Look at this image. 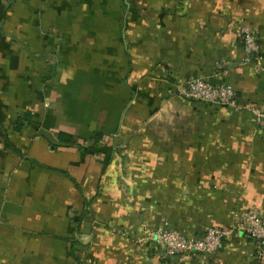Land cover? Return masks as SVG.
<instances>
[{
    "label": "crops",
    "instance_id": "obj_1",
    "mask_svg": "<svg viewBox=\"0 0 264 264\" xmlns=\"http://www.w3.org/2000/svg\"><path fill=\"white\" fill-rule=\"evenodd\" d=\"M243 28L264 56V0H0V264H255L244 235L146 239L264 218V124L174 92L203 78L264 112Z\"/></svg>",
    "mask_w": 264,
    "mask_h": 264
},
{
    "label": "built area",
    "instance_id": "obj_2",
    "mask_svg": "<svg viewBox=\"0 0 264 264\" xmlns=\"http://www.w3.org/2000/svg\"><path fill=\"white\" fill-rule=\"evenodd\" d=\"M246 61L259 73H264V56L254 31L243 28L241 32ZM177 96L186 100L203 102L210 106L226 107L235 112H250L258 125L264 124V112L257 106L239 100L231 85H213L203 78H194L174 86ZM234 222L226 227H208L200 237L186 236L171 229L166 223L148 232L146 239L155 242L166 256L212 255L221 251L231 236L244 235L253 245V262L264 264V218L254 209L231 212Z\"/></svg>",
    "mask_w": 264,
    "mask_h": 264
},
{
    "label": "trees",
    "instance_id": "obj_3",
    "mask_svg": "<svg viewBox=\"0 0 264 264\" xmlns=\"http://www.w3.org/2000/svg\"><path fill=\"white\" fill-rule=\"evenodd\" d=\"M61 139L69 141L70 138L68 136L61 135Z\"/></svg>",
    "mask_w": 264,
    "mask_h": 264
}]
</instances>
